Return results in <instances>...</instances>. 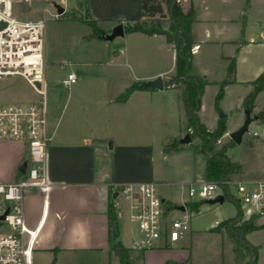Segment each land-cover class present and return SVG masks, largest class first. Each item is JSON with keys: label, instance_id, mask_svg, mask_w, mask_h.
I'll list each match as a JSON object with an SVG mask.
<instances>
[{"label": "crops", "instance_id": "1", "mask_svg": "<svg viewBox=\"0 0 264 264\" xmlns=\"http://www.w3.org/2000/svg\"><path fill=\"white\" fill-rule=\"evenodd\" d=\"M53 1L57 4L61 1L65 5L73 2V9H78L82 1L88 2L92 16L105 31L119 25L118 21L142 17V0ZM180 3L185 12L191 7L195 11L192 25L196 47L193 51V70L208 81L199 116L201 122L214 131L221 117L215 107L213 113L208 114L207 94H210L215 106L216 96L223 86L224 97L220 108L223 110L224 105L232 102L234 109L236 102V109L240 110L238 108H243L245 98L254 89L252 82L264 72V0H180ZM67 21L72 25L70 28L78 29L77 25H86L79 21ZM107 23L109 25L104 28ZM91 33L92 29L79 41L95 47L91 54L93 62L81 64L93 68L79 67L76 71H66L65 59L60 62L61 59L52 58L54 64L59 62L66 72L51 69L46 84L50 188L45 193L38 189L36 193L25 194L24 199L26 227L36 234L33 263L39 264L48 255L51 263L56 260L55 264H121L110 241L109 209L112 206L118 220V240L130 250L132 264H211L195 253L190 244L193 237L191 229L173 245L146 251L133 249L136 228L130 222L126 206L116 190L126 184L155 183L172 208L171 217L177 219L189 220L190 217L183 213L191 211L189 203L197 202L189 197V188L205 182L204 157L200 175L192 181H177L162 168V162L167 161L168 156L184 153L190 147L177 141V146L166 152V146L173 140L162 139L160 135L164 110L175 111L180 107L181 89L139 90L133 92L126 102L117 101L125 89L136 82L162 77L165 83L173 76L176 68L174 48L163 35L125 33L121 37L123 47L112 55L109 47L96 46L106 40L88 39ZM231 58L236 59L233 76L229 74ZM103 60H107L111 70L99 68ZM70 73L77 75L76 84L64 83ZM229 113H225L226 133L219 140L221 145L231 140L230 134L239 130L246 118L243 114L240 121L230 127ZM260 113H264V89L255 100L252 117ZM254 121L264 123V118H255ZM248 142L261 165L253 166L239 181L233 175L232 185L243 183L253 187L264 182V137ZM8 145L11 148L0 162V168L7 169L10 175L1 179L2 182H13L25 162L26 146L20 143ZM234 147L228 150L232 162L230 150ZM178 187L179 191H175ZM116 202L120 203L119 208L115 207ZM225 203L208 204L214 207L215 216L205 232L215 235L220 241L214 264H237L233 240L224 232L212 231L227 219L222 208ZM182 207L185 209L182 210ZM246 210L244 219L248 220L250 214ZM118 211L123 213L122 216ZM200 212L199 208L197 214ZM233 212L231 217L236 214L235 210ZM256 221L258 226H264V214ZM257 232H264V228L248 234L247 239L259 247L258 264H264L262 243L249 239Z\"/></svg>", "mask_w": 264, "mask_h": 264}, {"label": "built area", "instance_id": "2", "mask_svg": "<svg viewBox=\"0 0 264 264\" xmlns=\"http://www.w3.org/2000/svg\"><path fill=\"white\" fill-rule=\"evenodd\" d=\"M39 0H0V78L21 76L42 96L38 103L29 105L0 104V142L20 143L29 151L26 173L20 171L13 182L0 179V264H34L33 245L36 234L25 223L24 199L28 188L47 192L50 188L47 164L50 140L48 125L47 89L44 80V49L46 20L33 19ZM27 8L28 19L23 8ZM59 18V14H53ZM2 23L5 26L2 27ZM196 47H193L194 51ZM75 73L68 74L64 83L76 84ZM40 83V88L36 86ZM254 135H257L255 132ZM264 137V126L261 130ZM125 203L130 222L136 228L133 249L146 251L173 245L189 230L188 219L171 217L172 208L155 183L126 184L116 188ZM238 200L251 214H264V182L249 187L237 183ZM222 190L219 184L203 182L189 188V197L213 199ZM119 202L115 207L119 208ZM122 216V212L118 211Z\"/></svg>", "mask_w": 264, "mask_h": 264}, {"label": "trees", "instance_id": "3", "mask_svg": "<svg viewBox=\"0 0 264 264\" xmlns=\"http://www.w3.org/2000/svg\"><path fill=\"white\" fill-rule=\"evenodd\" d=\"M161 2H164L167 9V17ZM68 20L79 21L88 25L92 33L88 39H102L108 34L103 30L98 20L95 19L88 5L82 1L79 8L65 12L63 15ZM60 16V17H61ZM195 22V11L191 7L184 11L180 0H142V17L140 19H126L119 21L124 26L125 33H143L147 36L163 35L166 37L176 52L175 74L165 82V88H180V102L186 115L187 131L192 140L198 139L199 145L196 153L206 159L204 168V180L219 184L226 201H231L236 207L234 217L228 218L219 223L213 232L226 233L234 242V254L237 264H258L259 247L251 244L247 235L264 228L256 224V216L244 219V211L238 199L231 192V177L237 173V165L228 157L229 148L235 142L230 140L221 146L217 145L219 140L226 133V116L219 120L218 127L210 131L200 120L199 112L202 107V98L208 81L194 73L193 70V47L195 39L192 34V25ZM236 69V59H230L229 74L233 76ZM144 82H136L125 89L117 98L118 102H126L130 95L139 90H149L143 85ZM254 89L245 98L243 106L251 113L254 112L255 100L258 94L264 89V72L252 82ZM224 97V89L221 87L215 100V108L220 111V101ZM263 119L264 113L258 114ZM177 146V142L166 146L165 151L169 152ZM204 201L189 203L188 207L193 212H199ZM171 208V207H170ZM110 241L113 244V251L119 257L121 264H132L130 250L126 249L119 242V226L114 208L109 209ZM55 259L51 264H55ZM172 264V263H170Z\"/></svg>", "mask_w": 264, "mask_h": 264}, {"label": "rangeland", "instance_id": "4", "mask_svg": "<svg viewBox=\"0 0 264 264\" xmlns=\"http://www.w3.org/2000/svg\"><path fill=\"white\" fill-rule=\"evenodd\" d=\"M60 1V0H59ZM53 0H39L36 7L35 12L38 15L34 16L33 19H44V10L46 11L45 20H46V28H45V49H44V60L46 64V74L44 76V80L47 84V79L50 78V71L51 69L54 71L61 70L62 72L76 71L81 68H93L94 66H82L81 64H87L89 62H93L92 55L95 47L93 45H87L86 42L79 41L80 37L87 34L91 31V28L88 25H77L78 29L70 28V25L67 21L68 19L65 16H61L59 18L53 17V14H58V9L55 6ZM62 4V7L65 8L66 12L71 10H76L71 8L74 3H63L60 1L59 5ZM164 14L166 15V22L168 20L167 9L164 2H161ZM181 4V3H180ZM79 8V7H78ZM24 15H20L22 19H28L26 16L27 8H23ZM118 21V20H117ZM119 22V21H118ZM68 24V25H67ZM99 24V22H98ZM106 25L109 23L104 24L103 27L105 28ZM100 26V25H99ZM111 30L106 31V33H111ZM100 48V46H107L109 47V52L113 55L114 53H118L119 50L123 47V41L121 37L116 38L113 41H103V43H99L96 45ZM103 52V50L101 51ZM52 58L55 59H65L66 71L61 69L60 63L57 62L54 64ZM107 60H103L102 64L99 66L100 69L104 71H109L111 68L109 65L106 64ZM131 80V77L129 78ZM48 93V88H47ZM212 95V94H211ZM42 96L39 95L33 87L21 76H14V77H6L0 78V104L6 105H29L33 103H38L41 100ZM167 101V99L165 98ZM164 101V98L162 99ZM207 103V110L208 114L213 113L214 107L213 101L211 102L210 94H207L206 97ZM180 107L175 111L165 109L164 110V121L161 122V138L164 139L167 137L168 139H172V144L176 143L177 141L180 142L185 136L187 131L186 126V115L181 106V102L179 103ZM236 102L234 109L232 108V102L230 105L227 103L224 105L223 110L220 108V111L217 110L219 116L222 118L225 113H229V109H233L229 113L230 121L229 126L234 127L237 122L240 121V118L243 114L244 117L246 116V109L238 108L236 109ZM246 120V118H245ZM244 120V122H245ZM264 126L263 121H254L248 130L245 133L244 140L240 144L234 145L235 147L230 150V156L235 163H237V173L234 175V179L239 181L242 179L244 174L247 171H250L253 166H260L261 161L253 155L251 152V143L248 140H258L261 136V130ZM257 135H254V133ZM251 138V139H250ZM176 139V140H174ZM8 144L0 142V162L5 159L7 156L8 150L11 148ZM16 144V143H15ZM170 144V143H169ZM181 144V143H180ZM171 145V144H170ZM189 145V149L181 154H171L168 156L167 161L162 162V168L168 172V174L177 181H192L194 178H198L202 169V164H204L205 159H203L200 154L196 153V147L199 145V140L195 139L192 140L190 144H186L185 146ZM223 146L218 143L217 148ZM250 147V148H249ZM193 151L195 153H193ZM24 159H29V151L28 148H24ZM10 174L8 170L5 168H0V179L8 177ZM192 178V179H191ZM250 187V186H249ZM251 188V187H250ZM175 191H179V187L174 189ZM38 192L37 188H28L25 191L26 195ZM40 192V191H39ZM231 192L235 197H238L237 192V183L231 184ZM28 197V196H27ZM238 199V198H237ZM197 202L204 201L199 196L193 198ZM239 201V200H238ZM240 203V202H239ZM241 204V203H240ZM125 205V203H124ZM242 206V205H241ZM223 211L228 219V217L233 216V210L236 211V207L234 203L231 201H227L225 205L222 207ZM245 211V208H243ZM214 207L209 206L208 204H201L200 206V213L197 212L186 211L183 214L190 217V233L193 234V237L190 239V244L193 245V249L197 255L203 258L205 261H208L211 264H214L216 260V253L215 251L218 250L220 246V241L218 237L213 234L206 233L205 231L208 230V227L211 225V222L215 216ZM262 213H254L250 215V218L256 216V219L259 218ZM183 219V218H182ZM257 224V221H256ZM251 241H259L262 243V247L264 248V232H257L249 237ZM227 245V244H226ZM228 251V250H227ZM50 256H46L40 260L39 264H50L49 258ZM220 263V262H219Z\"/></svg>", "mask_w": 264, "mask_h": 264}, {"label": "water", "instance_id": "5", "mask_svg": "<svg viewBox=\"0 0 264 264\" xmlns=\"http://www.w3.org/2000/svg\"><path fill=\"white\" fill-rule=\"evenodd\" d=\"M55 6L58 9L59 16L63 15L66 12L65 8L62 7L61 5L55 4ZM1 26L4 27L5 23H2ZM124 35H125L124 26L122 24H119L112 29L111 33L104 35L102 39L106 41H113L118 37H123ZM143 85L147 88L154 89V90H157V89L163 90L165 87V83L162 77H158L152 81L144 82ZM36 86L40 88L41 85L40 83H37ZM245 113H246V120L243 126L239 130L230 134V139L233 142H235V144H240L242 142L243 135L248 132L249 126L253 122V119L255 118L259 119L258 116L252 117V113L248 110H246ZM191 142H192V138L189 133L186 134V136L180 141V143L183 145L190 144ZM27 165H28V162L25 161L23 165L21 166L20 172L22 174L26 173ZM225 201H226L225 196L223 194H219L213 199L205 200V203L209 205H217V204L222 205L225 203ZM181 209L184 210L185 208L182 207Z\"/></svg>", "mask_w": 264, "mask_h": 264}]
</instances>
